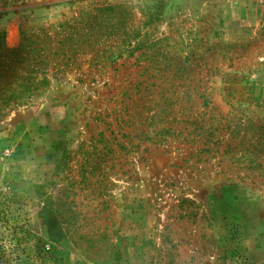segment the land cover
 Returning a JSON list of instances; mask_svg holds the SVG:
<instances>
[{"label": "rangeland", "instance_id": "374dc122", "mask_svg": "<svg viewBox=\"0 0 264 264\" xmlns=\"http://www.w3.org/2000/svg\"><path fill=\"white\" fill-rule=\"evenodd\" d=\"M0 264H264V0H0Z\"/></svg>", "mask_w": 264, "mask_h": 264}, {"label": "trees", "instance_id": "16d2710c", "mask_svg": "<svg viewBox=\"0 0 264 264\" xmlns=\"http://www.w3.org/2000/svg\"><path fill=\"white\" fill-rule=\"evenodd\" d=\"M26 39V38H25ZM41 51H43L42 49H40Z\"/></svg>", "mask_w": 264, "mask_h": 264}]
</instances>
